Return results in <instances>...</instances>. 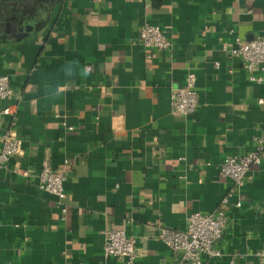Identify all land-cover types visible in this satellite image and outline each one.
<instances>
[{
	"label": "crops",
	"instance_id": "1",
	"mask_svg": "<svg viewBox=\"0 0 264 264\" xmlns=\"http://www.w3.org/2000/svg\"><path fill=\"white\" fill-rule=\"evenodd\" d=\"M147 23L170 48L139 42ZM261 35L264 0H0V73L18 98L0 149L9 131L20 144L0 166V264H124L103 250L112 229L136 238L137 264H174L161 229L217 210L232 187L223 158L262 132L264 82L229 51ZM190 71L200 102L185 116L171 95ZM46 156L62 201L39 187ZM262 157L205 264H264Z\"/></svg>",
	"mask_w": 264,
	"mask_h": 264
},
{
	"label": "built area",
	"instance_id": "2",
	"mask_svg": "<svg viewBox=\"0 0 264 264\" xmlns=\"http://www.w3.org/2000/svg\"><path fill=\"white\" fill-rule=\"evenodd\" d=\"M139 42L148 48L166 50L172 45L168 30L157 24H144L138 32ZM228 49V46H225ZM233 56L242 59L243 66L248 72L249 79L255 83L264 82V35L252 40L240 37L229 48ZM197 77L190 71L182 86L173 90L171 95L173 111L177 114L189 116L199 108V94L196 88ZM14 89L10 77L0 73V101L7 102L0 107V114L12 117L15 124L17 104ZM18 99V98H17ZM264 103V99L259 100ZM73 130V126H68ZM253 150L242 154H229L223 158L220 169L222 177L232 182V187L217 210L209 213L193 212L189 216L187 227L179 230L163 227L159 237L172 251L175 257L174 264H205L203 257H219L221 250L217 248V242L223 237L227 226L232 197H240L246 182L247 173L252 165H261L264 152V123L262 132L254 138ZM20 152V144L12 131L5 133L0 149V166ZM49 156L43 161V167L37 174L40 189L55 195L60 201L65 197V176L53 169ZM28 175L25 170L22 172ZM242 205L239 199L237 207ZM65 210V208H63ZM104 252L107 256L120 258L124 264H137L136 238L129 235L126 229H112L106 234ZM261 262L264 263V250L259 252Z\"/></svg>",
	"mask_w": 264,
	"mask_h": 264
}]
</instances>
